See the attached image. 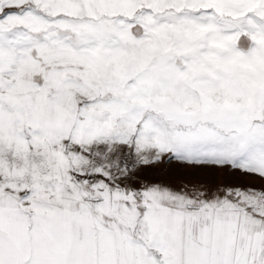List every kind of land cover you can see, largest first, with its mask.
<instances>
[{"label":"snow or ice","instance_id":"6c2138e0","mask_svg":"<svg viewBox=\"0 0 264 264\" xmlns=\"http://www.w3.org/2000/svg\"><path fill=\"white\" fill-rule=\"evenodd\" d=\"M0 264H264V0H0Z\"/></svg>","mask_w":264,"mask_h":264}]
</instances>
